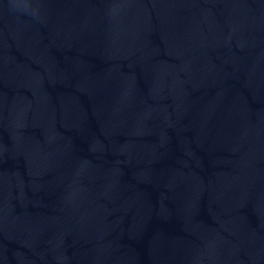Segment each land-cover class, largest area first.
<instances>
[{"label":"water","instance_id":"water-1","mask_svg":"<svg viewBox=\"0 0 264 264\" xmlns=\"http://www.w3.org/2000/svg\"><path fill=\"white\" fill-rule=\"evenodd\" d=\"M0 264H264V0H0Z\"/></svg>","mask_w":264,"mask_h":264}]
</instances>
